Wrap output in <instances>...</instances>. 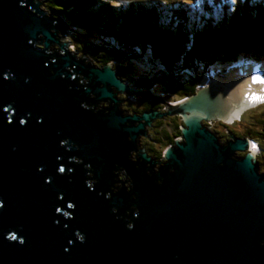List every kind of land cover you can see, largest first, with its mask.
Instances as JSON below:
<instances>
[{"label": "water", "instance_id": "95a60500", "mask_svg": "<svg viewBox=\"0 0 264 264\" xmlns=\"http://www.w3.org/2000/svg\"><path fill=\"white\" fill-rule=\"evenodd\" d=\"M47 14L0 0V264H264V175L209 129L258 106L250 76L209 70L170 104L77 59ZM119 94L164 109L128 117ZM170 115L186 127L154 160L137 139Z\"/></svg>", "mask_w": 264, "mask_h": 264}, {"label": "trees", "instance_id": "16d2710c", "mask_svg": "<svg viewBox=\"0 0 264 264\" xmlns=\"http://www.w3.org/2000/svg\"><path fill=\"white\" fill-rule=\"evenodd\" d=\"M43 2L50 16L72 28L65 36L77 33V46L95 62L98 60L101 67L114 61L117 72L132 73L134 63L146 66L149 71L134 77V85L128 83L154 94H158L157 89L160 96L194 95L198 86L209 79L207 72L217 66H222L216 71L219 73L246 61H261L264 65V0H228L234 9L217 19L203 15V11L213 12L205 0ZM94 33L100 37L96 43L87 38ZM142 99L141 113L137 108L139 114H130L142 116L162 109L161 102ZM183 124L176 123L177 134L170 137L166 131L165 138L172 143L182 136Z\"/></svg>", "mask_w": 264, "mask_h": 264}, {"label": "rangeland", "instance_id": "374dc122", "mask_svg": "<svg viewBox=\"0 0 264 264\" xmlns=\"http://www.w3.org/2000/svg\"><path fill=\"white\" fill-rule=\"evenodd\" d=\"M38 1L40 2V8L46 12L48 9L46 7V2H43V0H38ZM226 2H227V0H214V2L211 3V9L213 10L212 13H213V16L215 19H217L221 14H226V11L224 8V5ZM203 15H205L207 17V11H203ZM59 25H61L63 27V29L61 30V33H60L62 36L61 37V43L64 45L65 44L68 45V47H66L67 50L71 53H74V55L77 54L76 55L77 59H80L82 55H86L87 60L89 62H92L96 66L101 67L99 65L98 60H96L97 62H95L93 57H90L89 55H87L81 49V47L79 48L77 46L76 41L77 42L80 41V38L77 37V33L70 34L66 37L65 33L67 34L69 31H71L72 28L63 22L59 23ZM87 38H89V40L92 43H96L100 39V37L95 33L94 34H88ZM86 52H88V51H86ZM230 67H232V68L238 67V68L242 69L244 72L246 70H247L246 72H248V70H250V69H252L251 71H255V70L258 71L260 73V75H262V76L261 77L257 76V77L260 78V80L263 82V84H262V87L257 86L256 88L258 90V93L264 94V87H263L264 86V65L262 64L261 61H257V62L246 61V63H243V64H238V65H234V66L230 65ZM133 68H134V71L132 73H125V72L123 73V71H122L121 73L118 72L119 73L118 75H119V77H122V79L125 78L124 80L127 83L130 82L134 85L135 84L134 77H137L138 75H140L144 71H149V69L147 70L146 66H143L140 63H134ZM221 68H222V66H217V67H214L213 71L212 70L211 71L213 74H217L218 73V72H216L217 69H221ZM230 69L231 68H229V70ZM260 70H261V72H260ZM227 72L228 71H226V72L221 71L219 73L225 74ZM262 77H263V79H262ZM209 81H210V79L205 80L202 85L198 86V88L207 86ZM155 92L158 94H161V92L157 89H155ZM130 96L134 97L136 95H130ZM162 96L164 97L163 99L165 101H167L168 103H172L171 101L179 102V101H181V99H187L188 98V97L179 96V95L171 96V95L163 94L160 97H162ZM119 97L121 99L125 100V101H123L121 106H122L123 110L127 111L126 115H129L130 113H134L135 109H137V108L139 109V113H141L140 109L142 107L139 103V100H136L137 102L134 100L128 101V100H126L129 97L127 94H119ZM138 98L139 97L137 96L136 99H138ZM161 107H162V109L159 111H162L164 109V105L162 104ZM139 113H137V114H139ZM130 115H134V114H130ZM172 116L176 117V115L165 116L161 123H156V121H157L156 120V121H154V123H152L151 126L146 127V131H145L146 135L153 141V143L151 141H149L146 137H144L142 135L139 136L138 148L139 149L145 148L148 155L154 160H158L154 154H156L157 156L159 155L158 157L161 158L162 157L161 155H163L164 150L171 143L170 139L165 138L166 131L170 134L169 135L170 137H173V136H175V134H177L176 128H175L174 124L172 123L173 122ZM250 116H252V117H250ZM176 118H177L178 125L182 124L183 121L179 117H176ZM261 118H262V120H260ZM179 120L181 121V123L179 122ZM263 120H264V99L259 101L258 106L254 107V108H250V110L248 109L246 111V113L241 117V119H239V121H237L236 123H233V124H229L228 127L234 128L237 125V131L239 133H243L244 131H246V132L250 131L252 134H254L255 133L254 131H258L262 128L261 123ZM221 123H222L221 120H217L213 123L211 128L216 130V131H219V132L221 131L222 134H224V132H225L224 127ZM177 131H178V129H177ZM175 138L177 139L179 137H175ZM263 147H264V145H263ZM155 151H159L160 154L154 153ZM258 152H261L260 154H263L262 149H261V151H258Z\"/></svg>", "mask_w": 264, "mask_h": 264}, {"label": "flooded vegetation", "instance_id": "af4514ba", "mask_svg": "<svg viewBox=\"0 0 264 264\" xmlns=\"http://www.w3.org/2000/svg\"><path fill=\"white\" fill-rule=\"evenodd\" d=\"M137 100H139V102H141V103H142V101H145V99H142V97H139ZM134 113H137V112L134 111ZM245 113H246V111L243 113V115ZM172 117H173V122L172 123L174 124V126L177 123V118L176 117H179L182 120L181 116H176V117L172 116ZM250 117H252V116H250ZM179 122L181 123L180 120H179ZM221 124L224 127V131H225L224 134H222L221 131L219 132V131H216V130L212 129L211 127L209 128L214 134H216V136L218 137V139H219L221 144L225 145V143L230 141V137H229L230 134H228L226 131H228L231 134H234L236 137H240V138H244V139H248L249 140V148H250V150L236 151L234 153L233 159H235V160L243 159L248 154H250L252 152L255 153V160H256V164L258 166V170L257 171H258V173L260 175H264V147H263V145H264V123H261L262 128L260 130H258V131H254L255 132L254 134H252L250 131H248V132L244 131L243 133H239L237 131V125L234 128H231V127H228L229 124H227V123H225L223 121H222ZM253 145H255V147H253ZM261 149L263 150V154H260L261 152H258V151H261ZM161 156H163V155H161ZM160 159L161 158H158V160H160Z\"/></svg>", "mask_w": 264, "mask_h": 264}, {"label": "bare ground", "instance_id": "6f19581e", "mask_svg": "<svg viewBox=\"0 0 264 264\" xmlns=\"http://www.w3.org/2000/svg\"><path fill=\"white\" fill-rule=\"evenodd\" d=\"M255 68V67H254ZM258 69V68H257ZM252 69H250V70H248V72H246L249 76H250V78L252 79V81H253V83L255 84V86L257 87H262V84H263V82L260 80V78H258L257 76H262V75H260V73L258 72V71H251ZM259 70V69H258ZM250 71V72H249ZM258 72V73H257ZM260 72H261V70H260ZM255 77V78H254ZM262 79H263V77H262ZM208 87V86H207ZM264 87V86H263ZM261 96V97H260ZM263 96V97H262ZM259 101L260 100H263L264 99V94H260L259 93ZM254 108V107H253ZM121 110H122V112H123V114L125 115L127 112L126 111H124L123 110V108H121ZM250 110V109H249ZM135 116H137V117H139V118H142L143 117V115L142 116H139V115H137V114H134ZM134 115H128V117H134ZM176 116H179V115H176ZM164 118V117H163ZM163 118H161V119H163ZM159 119H157V121H158ZM182 121L184 122V127H186V123H185V121L182 119ZM154 123V122H153ZM139 142V137H138V139H137V144H139L138 143Z\"/></svg>", "mask_w": 264, "mask_h": 264}, {"label": "clouds", "instance_id": "9594fccd", "mask_svg": "<svg viewBox=\"0 0 264 264\" xmlns=\"http://www.w3.org/2000/svg\"><path fill=\"white\" fill-rule=\"evenodd\" d=\"M213 2H214V0H205V3H206V4H207V3H210V4H211V3H213ZM233 6H234V5H230V4L228 3V0H227V2H226L225 5H224V8H225L226 14H227L228 11H232V10L234 9ZM219 8H220V7H219ZM226 14H221L219 17H221V16H222V17H223V16H226ZM47 15H49V14H47ZM49 16H50V15H49ZM211 16L213 17V19H215L214 16H213V13L207 11V17H206V18L208 19V18L211 17ZM50 17H52V16H50ZM219 17H218V18H219ZM52 18H53V17H52ZM199 18H200V20H201V17H199ZM55 26H60V25H59V22H56V23H55ZM60 31H61V30H60ZM60 31L58 32V36H59V37H62L61 34H60V33H61ZM60 40H61V38H60ZM73 54H74V53H73ZM181 101H182V100H181ZM181 101H179V102H181ZM176 103H178V102H172V103H170V104H176Z\"/></svg>", "mask_w": 264, "mask_h": 264}, {"label": "snow or ice", "instance_id": "6c2138e0", "mask_svg": "<svg viewBox=\"0 0 264 264\" xmlns=\"http://www.w3.org/2000/svg\"><path fill=\"white\" fill-rule=\"evenodd\" d=\"M253 147H255V145H253ZM61 171H63V169H61Z\"/></svg>", "mask_w": 264, "mask_h": 264}]
</instances>
